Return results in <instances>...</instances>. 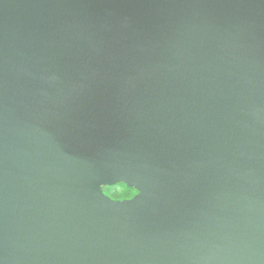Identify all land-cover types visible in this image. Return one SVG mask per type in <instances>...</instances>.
I'll list each match as a JSON object with an SVG mask.
<instances>
[{
    "label": "water",
    "instance_id": "obj_1",
    "mask_svg": "<svg viewBox=\"0 0 264 264\" xmlns=\"http://www.w3.org/2000/svg\"><path fill=\"white\" fill-rule=\"evenodd\" d=\"M0 264H264V0H0Z\"/></svg>",
    "mask_w": 264,
    "mask_h": 264
},
{
    "label": "flooded vegetation",
    "instance_id": "obj_2",
    "mask_svg": "<svg viewBox=\"0 0 264 264\" xmlns=\"http://www.w3.org/2000/svg\"><path fill=\"white\" fill-rule=\"evenodd\" d=\"M119 185H121V184H123V183H118ZM109 187H111V186H104L103 187V191L107 194V195H109L110 197H112V198H114V199H126V198H130V197H132L135 193H136V191H135V189L134 188H131V187H128L127 189L125 188V189H122L121 190V194H117V195H113L112 194V191H111V189L109 188ZM107 190H109L110 191V193L112 194H108L105 190L106 189ZM129 190H130V192H129Z\"/></svg>",
    "mask_w": 264,
    "mask_h": 264
},
{
    "label": "trees",
    "instance_id": "obj_3",
    "mask_svg": "<svg viewBox=\"0 0 264 264\" xmlns=\"http://www.w3.org/2000/svg\"><path fill=\"white\" fill-rule=\"evenodd\" d=\"M119 184L117 183V184H115V185H113V186H111V187H109L111 190L112 189H115V190H112V194L113 195H119V194H121V190L119 191L117 188V186H118ZM125 187H126V189L128 188L125 184H123Z\"/></svg>",
    "mask_w": 264,
    "mask_h": 264
},
{
    "label": "rangeland",
    "instance_id": "obj_4",
    "mask_svg": "<svg viewBox=\"0 0 264 264\" xmlns=\"http://www.w3.org/2000/svg\"><path fill=\"white\" fill-rule=\"evenodd\" d=\"M117 187H118L117 189H118L119 191L122 190V189H125V188H126L123 184L118 185ZM105 189H106V188H105ZM112 190H115V189H112ZM112 190H111V191H112ZM105 191H106L108 194H111L109 190L106 189ZM129 192H130V190H129ZM111 195H112V194H111Z\"/></svg>",
    "mask_w": 264,
    "mask_h": 264
}]
</instances>
